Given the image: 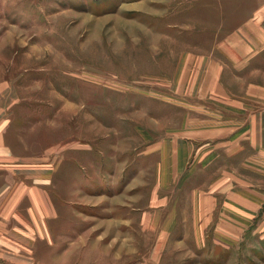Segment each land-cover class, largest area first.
<instances>
[{"label": "rangeland", "instance_id": "374dc122", "mask_svg": "<svg viewBox=\"0 0 264 264\" xmlns=\"http://www.w3.org/2000/svg\"><path fill=\"white\" fill-rule=\"evenodd\" d=\"M245 3L0 0V80L16 99L7 135L35 175L48 167L67 254L99 264L147 256L154 232L139 211L153 185L150 146L181 121L179 59L211 49ZM172 244L166 264H264V226L199 257Z\"/></svg>", "mask_w": 264, "mask_h": 264}, {"label": "crops", "instance_id": "0c3cea01", "mask_svg": "<svg viewBox=\"0 0 264 264\" xmlns=\"http://www.w3.org/2000/svg\"><path fill=\"white\" fill-rule=\"evenodd\" d=\"M244 1L234 29L179 59L181 121L150 146L153 185L139 211L154 241L132 264H166L175 241L199 257L264 226V0ZM8 87L0 80V264H99L55 240L64 220L48 167L42 162L35 175L32 158L18 156L7 135L16 100Z\"/></svg>", "mask_w": 264, "mask_h": 264}]
</instances>
